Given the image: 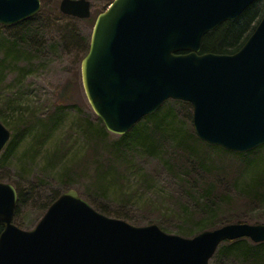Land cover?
<instances>
[{
  "label": "water",
  "instance_id": "water-1",
  "mask_svg": "<svg viewBox=\"0 0 264 264\" xmlns=\"http://www.w3.org/2000/svg\"><path fill=\"white\" fill-rule=\"evenodd\" d=\"M256 0H113L95 18L80 62L87 102L105 130L122 136L163 103L192 106L202 142L245 153L264 145V14L233 54L201 53L204 36ZM88 0H61L80 20ZM40 0H0V25L35 16ZM10 132L0 123V153ZM17 192L0 182V264H209L227 241L264 242V224H227L192 238L132 226L62 193L28 231L13 224Z\"/></svg>",
  "mask_w": 264,
  "mask_h": 264
},
{
  "label": "rangeland",
  "instance_id": "rangeland-1",
  "mask_svg": "<svg viewBox=\"0 0 264 264\" xmlns=\"http://www.w3.org/2000/svg\"><path fill=\"white\" fill-rule=\"evenodd\" d=\"M60 1L40 0L35 16L0 25V123L10 132V142L16 137L8 157L0 154V182L17 191L14 225L33 229L50 197L68 188L106 217L136 227L156 225L183 238L200 233L196 227L204 218L201 211H209L207 203L218 208L219 216L206 230L231 220L229 224H264V200L243 193L247 177L241 160L203 150L191 140L189 103L165 104L174 114L171 128L180 127L191 149L177 147L165 125L157 130L147 123L144 127L158 147L154 155L128 147L117 160L114 147L120 136L107 132L89 106L77 59L78 47L89 42L96 16L113 0H88L87 20L63 15ZM256 8L262 10L264 0ZM13 41L18 43L17 60L6 55ZM99 127L105 137L88 134ZM258 153L264 162V147ZM101 178L107 187L98 183ZM210 184L212 193L203 198ZM215 263L212 257L209 264Z\"/></svg>",
  "mask_w": 264,
  "mask_h": 264
},
{
  "label": "trees",
  "instance_id": "trees-1",
  "mask_svg": "<svg viewBox=\"0 0 264 264\" xmlns=\"http://www.w3.org/2000/svg\"><path fill=\"white\" fill-rule=\"evenodd\" d=\"M259 1L260 0H256L241 14L238 19L224 22L212 32L206 34L203 39L201 53L233 54L237 52L253 32L254 28L264 14V8L262 10L256 8ZM69 18L71 19L72 17ZM88 44L89 42L83 41V43L78 47L79 57L77 59L79 63L88 50ZM16 46H18V43L13 41L6 47V55L11 57L13 60H17L19 58V51L16 50ZM165 103L155 113L144 117L141 120L143 122H138L129 132L118 138L114 147V155L118 157L117 160L121 159L120 157L124 155V152L126 151L125 149L128 147L139 148L145 154L154 155L158 147L153 140L151 133H149L150 131L144 127L147 123L153 124L157 130L165 125L167 127V131L170 129L169 134L173 138L174 144L177 147L182 149L192 148V146H187V135L180 129V127L177 129L171 128L175 124L174 114L170 107L166 106ZM56 121L57 120L54 121L55 124ZM90 132L91 133L88 132V134L91 135V137L106 136V132L102 127H99L98 130ZM23 135L24 134L22 133L20 137ZM191 140H194L195 144L198 143L201 147H203V150L226 153L240 159L242 165L244 166L243 168L246 170L245 177H247L246 187L244 188L243 193H248V195L252 196L254 199L264 200V180L262 179V175H264V162L263 157L259 155L260 153H258V150L264 146L247 153H233L222 150L217 146L208 145L196 138L194 134L191 135ZM14 141H11L12 144L9 141L5 150L2 152L3 159L7 158L8 154L12 152L14 145H16ZM248 174L250 175L246 176ZM104 181L105 180L101 178V182L98 183L107 187L109 184ZM210 185H208L205 191H203V198H209L211 195L212 185ZM67 190H69V188L51 196L49 201L43 207L44 212L62 193ZM207 205L209 207V211L206 213L201 211L204 218L196 227V231H198V233L210 228V226H213L211 224L219 216L217 213L218 208L216 209L215 207H210L208 203ZM227 222V224H229L232 220ZM213 257L216 262L215 264H218L220 262L219 260H224L223 264H264V242L255 244L246 238L227 241L218 247Z\"/></svg>",
  "mask_w": 264,
  "mask_h": 264
},
{
  "label": "flooded vegetation",
  "instance_id": "flooded-vegetation-1",
  "mask_svg": "<svg viewBox=\"0 0 264 264\" xmlns=\"http://www.w3.org/2000/svg\"><path fill=\"white\" fill-rule=\"evenodd\" d=\"M1 231H2V228H1ZM1 231H0V232H1Z\"/></svg>",
  "mask_w": 264,
  "mask_h": 264
}]
</instances>
